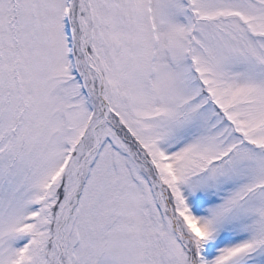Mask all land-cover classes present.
Here are the masks:
<instances>
[{
	"label": "snow or ice",
	"instance_id": "snow-or-ice-1",
	"mask_svg": "<svg viewBox=\"0 0 264 264\" xmlns=\"http://www.w3.org/2000/svg\"><path fill=\"white\" fill-rule=\"evenodd\" d=\"M0 264H264V0H0Z\"/></svg>",
	"mask_w": 264,
	"mask_h": 264
}]
</instances>
